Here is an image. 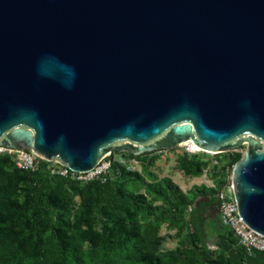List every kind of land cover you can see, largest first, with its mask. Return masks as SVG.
I'll return each instance as SVG.
<instances>
[{"label":"water","instance_id":"obj_1","mask_svg":"<svg viewBox=\"0 0 264 264\" xmlns=\"http://www.w3.org/2000/svg\"><path fill=\"white\" fill-rule=\"evenodd\" d=\"M186 142L246 147L234 197L264 237V0H0V147L87 173Z\"/></svg>","mask_w":264,"mask_h":264},{"label":"rangeland","instance_id":"obj_2","mask_svg":"<svg viewBox=\"0 0 264 264\" xmlns=\"http://www.w3.org/2000/svg\"><path fill=\"white\" fill-rule=\"evenodd\" d=\"M187 143L137 158L136 174L117 182L122 193L139 197L124 212L105 207L93 213L90 190L64 187L51 194V217L44 213L41 219L30 217L31 174L0 155V264H144L143 256L165 264H242L237 238L220 226L216 194L246 147L216 155L192 152ZM114 168L124 169L117 163ZM172 194L187 205L181 221L166 213L164 196ZM195 208L210 253L191 241L189 214Z\"/></svg>","mask_w":264,"mask_h":264},{"label":"trees","instance_id":"obj_3","mask_svg":"<svg viewBox=\"0 0 264 264\" xmlns=\"http://www.w3.org/2000/svg\"><path fill=\"white\" fill-rule=\"evenodd\" d=\"M188 165L191 169L196 167L193 163H189ZM28 173L31 174L29 192L32 212L30 217L36 219H41L44 216V213L51 217L52 207L54 205L51 194L54 190L64 187H67L72 191H78L81 188L90 190L94 195V204L92 207L93 213H102V210L105 207L116 209L118 212H124L127 208L139 202V197L124 194L117 186L119 179H122L124 176H133L136 174L135 172L125 171L124 169L119 171V173L117 170H115V173L118 174H116L114 178L109 180L107 183L91 182L85 185H82L81 183L72 180L69 177H52L48 171V163L46 162H43L39 171ZM199 195H204V193L201 192ZM164 197L168 203V206L170 207V209L166 212L169 215V219L181 221L184 217L187 205H182L181 202L173 196V194L165 195ZM197 212L198 208H195L194 210H191V213L189 214L190 223L193 228V232L191 233V241L196 250H202L206 253H210V251L205 247L204 230L201 225V221L197 216ZM15 223L17 224V221H15ZM88 226L91 230V223L88 224ZM3 233L4 230L0 226V235ZM240 249L242 250V248ZM142 262L144 264H165L157 258L148 256H143Z\"/></svg>","mask_w":264,"mask_h":264},{"label":"built area","instance_id":"obj_4","mask_svg":"<svg viewBox=\"0 0 264 264\" xmlns=\"http://www.w3.org/2000/svg\"><path fill=\"white\" fill-rule=\"evenodd\" d=\"M4 154L9 155L11 161L20 170L37 172L43 162H46L48 163V171L52 177H69L82 185L91 182L107 183L119 173V169L117 170L118 173H115V163L130 172L136 171L138 165L137 157L126 152L119 153L115 151L113 158H111L112 153L108 154L93 170L87 173H74L58 161L48 162L44 160V158L34 151L25 153L23 151L0 147V155ZM215 165H219V161L216 160ZM216 199L219 207L220 226L233 233L238 240L239 247L242 248L246 256L251 257L256 254L264 255V237L250 229L239 216L237 203L234 197L232 176L223 187L218 190Z\"/></svg>","mask_w":264,"mask_h":264},{"label":"crops","instance_id":"obj_5","mask_svg":"<svg viewBox=\"0 0 264 264\" xmlns=\"http://www.w3.org/2000/svg\"><path fill=\"white\" fill-rule=\"evenodd\" d=\"M242 261V264H264V255L256 254L254 256H246L241 250V254L239 255Z\"/></svg>","mask_w":264,"mask_h":264},{"label":"bare ground","instance_id":"obj_6","mask_svg":"<svg viewBox=\"0 0 264 264\" xmlns=\"http://www.w3.org/2000/svg\"><path fill=\"white\" fill-rule=\"evenodd\" d=\"M187 146H189L190 151L192 152H199L202 149H200L199 147H197L196 145H194L193 143H187Z\"/></svg>","mask_w":264,"mask_h":264}]
</instances>
